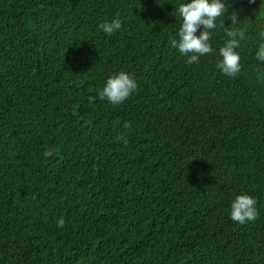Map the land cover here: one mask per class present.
<instances>
[{"label":"trees","instance_id":"trees-1","mask_svg":"<svg viewBox=\"0 0 264 264\" xmlns=\"http://www.w3.org/2000/svg\"><path fill=\"white\" fill-rule=\"evenodd\" d=\"M183 2L0 0V264H264V0H225L236 77L223 18L199 64L171 46ZM119 71L137 90L112 105Z\"/></svg>","mask_w":264,"mask_h":264},{"label":"clouds","instance_id":"clouds-1","mask_svg":"<svg viewBox=\"0 0 264 264\" xmlns=\"http://www.w3.org/2000/svg\"><path fill=\"white\" fill-rule=\"evenodd\" d=\"M254 3L255 0H248ZM228 5L225 0H187L180 3L176 8L178 16L181 18V25L177 32V38L171 39L170 44L178 49L179 53L187 57V64H199L200 57L211 54L213 49L210 45L212 30L217 29V20H221L219 27L227 37L223 46L218 49L220 59L216 67L229 77H236L241 71V57L235 50L239 47L240 41L245 38V31L235 27L238 23V13L233 10L227 12ZM230 25L224 26V18ZM121 20L117 15L110 22L105 21L99 28L108 35L113 34L121 28ZM202 29V30H201ZM199 30V35L196 33ZM260 43L255 53L258 61L264 62V30L259 33ZM137 90L135 78L127 72L119 71L106 79V82L98 96L101 100L107 99L112 105L123 103ZM128 127V122H125ZM257 201L249 194H238L231 203L230 218L238 224L254 221L259 213L256 209ZM65 221L63 218L57 220V226L63 228Z\"/></svg>","mask_w":264,"mask_h":264}]
</instances>
